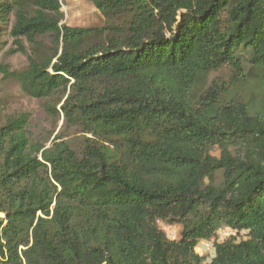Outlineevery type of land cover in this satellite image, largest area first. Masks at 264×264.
Returning <instances> with one entry per match:
<instances>
[{"label": "trees", "instance_id": "trees-1", "mask_svg": "<svg viewBox=\"0 0 264 264\" xmlns=\"http://www.w3.org/2000/svg\"><path fill=\"white\" fill-rule=\"evenodd\" d=\"M88 1L104 25L0 0L53 126L0 125V264H264V0Z\"/></svg>", "mask_w": 264, "mask_h": 264}, {"label": "rangeland", "instance_id": "rangeland-1", "mask_svg": "<svg viewBox=\"0 0 264 264\" xmlns=\"http://www.w3.org/2000/svg\"><path fill=\"white\" fill-rule=\"evenodd\" d=\"M62 11L65 15L64 24L73 28H89L104 25V18L96 7L88 0H61ZM5 50L13 47L12 40L7 37ZM45 46H49L46 41ZM1 59V57H0ZM2 64L7 66L11 72H18L28 65L27 57L21 54H14L3 58ZM222 74V72L220 73ZM22 114H30L32 124L38 127L52 129L51 122L47 120L42 104L25 95L20 85L12 78H4L0 73V125H3L7 119ZM63 126V120L57 126V133ZM56 133V134H57ZM160 227L166 232L170 240H177L180 237V226H168L160 223ZM207 264V263H206Z\"/></svg>", "mask_w": 264, "mask_h": 264}, {"label": "built area", "instance_id": "built-area-1", "mask_svg": "<svg viewBox=\"0 0 264 264\" xmlns=\"http://www.w3.org/2000/svg\"><path fill=\"white\" fill-rule=\"evenodd\" d=\"M161 223V222H160ZM159 223V224H160ZM245 235V232H242ZM238 231L232 228H223L219 230L214 238L211 240H201L196 246V253L200 257H206L207 261H210L216 255V244L222 243L225 240L237 237Z\"/></svg>", "mask_w": 264, "mask_h": 264}, {"label": "clouds", "instance_id": "clouds-1", "mask_svg": "<svg viewBox=\"0 0 264 264\" xmlns=\"http://www.w3.org/2000/svg\"><path fill=\"white\" fill-rule=\"evenodd\" d=\"M206 262H209V261H207V258H206Z\"/></svg>", "mask_w": 264, "mask_h": 264}]
</instances>
